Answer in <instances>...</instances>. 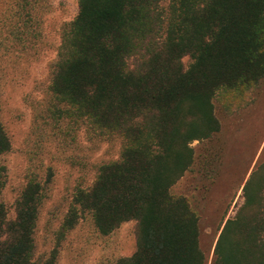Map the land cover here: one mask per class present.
I'll list each match as a JSON object with an SVG mask.
<instances>
[{"label": "trees", "instance_id": "obj_1", "mask_svg": "<svg viewBox=\"0 0 264 264\" xmlns=\"http://www.w3.org/2000/svg\"><path fill=\"white\" fill-rule=\"evenodd\" d=\"M263 78L264 0H77L48 87L50 113L68 134L84 126L123 146L89 187L75 190L63 231L84 213L102 236L134 221L135 252L110 264H204L198 216L171 188L194 162L191 145L220 129L214 99L242 108ZM10 150L0 119V158ZM5 171L0 165V191ZM40 193L29 181L13 220L0 202V264H39ZM243 193L213 264H264V165ZM54 260L55 252L45 264Z\"/></svg>", "mask_w": 264, "mask_h": 264}, {"label": "rangeland", "instance_id": "obj_2", "mask_svg": "<svg viewBox=\"0 0 264 264\" xmlns=\"http://www.w3.org/2000/svg\"><path fill=\"white\" fill-rule=\"evenodd\" d=\"M77 14V0H0V119L11 150L0 158L5 184L0 202L8 220L29 181L41 187L33 234V258L45 264H110L136 250V224H122L100 235L87 213L63 231L62 222L79 187H89L98 168L119 159V137L94 136L84 126L67 133V123L52 118L48 87L62 31ZM188 66L190 60L185 57ZM220 129L194 142V162L171 188L185 197L198 216L204 264H213L214 248L226 221L243 205V188L264 165V78L246 95L242 108H227L216 98Z\"/></svg>", "mask_w": 264, "mask_h": 264}]
</instances>
